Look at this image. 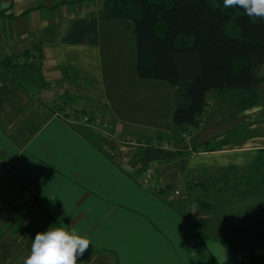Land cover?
<instances>
[{"label":"crops","instance_id":"0c3cea01","mask_svg":"<svg viewBox=\"0 0 264 264\" xmlns=\"http://www.w3.org/2000/svg\"><path fill=\"white\" fill-rule=\"evenodd\" d=\"M101 7L0 0V264H22L49 226L90 240L77 264H244L236 245L264 235V184L210 193L200 176L264 174V82L248 108L243 91H211L198 125L175 129L171 85L139 75L118 21L98 23L95 46L61 42ZM61 89L66 110L108 129L60 118L48 99Z\"/></svg>","mask_w":264,"mask_h":264},{"label":"trees","instance_id":"16d2710c","mask_svg":"<svg viewBox=\"0 0 264 264\" xmlns=\"http://www.w3.org/2000/svg\"><path fill=\"white\" fill-rule=\"evenodd\" d=\"M99 1V12L74 21L61 42L95 46L98 23L118 21L136 38L139 75L171 85L175 129L198 125L211 91H243L245 108L256 103L264 82V21L224 8L223 0ZM243 179L214 181L216 189L264 184L249 186L252 179Z\"/></svg>","mask_w":264,"mask_h":264},{"label":"clouds","instance_id":"9594fccd","mask_svg":"<svg viewBox=\"0 0 264 264\" xmlns=\"http://www.w3.org/2000/svg\"><path fill=\"white\" fill-rule=\"evenodd\" d=\"M223 7L242 9L249 18L264 21V0H223ZM89 247L90 240L75 228L49 226L36 233L22 264H77Z\"/></svg>","mask_w":264,"mask_h":264},{"label":"built area","instance_id":"2783aa9c","mask_svg":"<svg viewBox=\"0 0 264 264\" xmlns=\"http://www.w3.org/2000/svg\"><path fill=\"white\" fill-rule=\"evenodd\" d=\"M25 61V60H23ZM66 98L65 90L61 89L59 91L54 92L52 95L49 96L48 102L55 106L57 109V114L60 118L68 119L71 122L78 123V124H96L100 126V128L107 130V124H101L100 122L92 119L90 116L87 115H78L77 113L66 110L64 107V102ZM165 147H169L167 144L164 145ZM153 173L154 169L153 166H147L142 171V185L146 189H152L154 186L153 184ZM158 190L165 189V186H158ZM176 196H179V192L175 191L174 193Z\"/></svg>","mask_w":264,"mask_h":264},{"label":"rangeland","instance_id":"374dc122","mask_svg":"<svg viewBox=\"0 0 264 264\" xmlns=\"http://www.w3.org/2000/svg\"><path fill=\"white\" fill-rule=\"evenodd\" d=\"M264 170V169H263ZM227 172V171H226ZM229 172V171H228ZM227 174H221L220 173H216L212 176V180H207L206 178L200 176L201 178V182L204 185H207V187H210V189L206 192H213L216 188H218L217 183L214 181V179L220 180V182H224V183H229L230 181H232V178L235 177V175L233 173H228ZM250 172V171H249ZM251 173V172H250ZM248 173V171H245V174H250ZM264 182V174L261 175H256L255 178L252 179V181H250V185L249 186H255L256 184H260ZM201 190V189H200ZM206 199L208 200L209 197H206ZM237 247L240 246L241 249L243 250V255L242 257L244 258V264H264V260L259 258L260 254H264V235L259 237L255 242L252 243H247L245 245L243 244H239L236 245Z\"/></svg>","mask_w":264,"mask_h":264}]
</instances>
